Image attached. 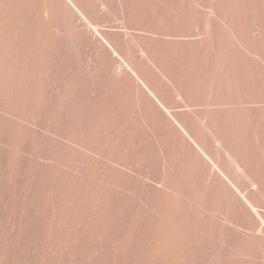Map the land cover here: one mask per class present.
<instances>
[{"label": "bare ground", "instance_id": "6f19581e", "mask_svg": "<svg viewBox=\"0 0 264 264\" xmlns=\"http://www.w3.org/2000/svg\"><path fill=\"white\" fill-rule=\"evenodd\" d=\"M1 135L11 167L27 143L84 165L56 183L50 264H264V0H0ZM130 171L155 222L108 220Z\"/></svg>", "mask_w": 264, "mask_h": 264}, {"label": "rangeland", "instance_id": "374dc122", "mask_svg": "<svg viewBox=\"0 0 264 264\" xmlns=\"http://www.w3.org/2000/svg\"><path fill=\"white\" fill-rule=\"evenodd\" d=\"M67 106L65 107L66 110ZM99 108V115H101ZM9 138L1 135L0 138V254L3 250L7 254L13 253L14 246L12 241L16 238L34 237L38 240L37 244L31 248H24V253L28 256L35 257L36 264H50L49 258L43 259V241L47 238L50 230L49 224L51 220H62L64 213V205L58 193H55L56 183L59 178L67 172L68 174L77 175L78 171H84V165H79L70 171H65L63 168L58 170L52 169V162L47 160V156L57 153V149L51 146V150L41 153L40 149L27 143L25 149L19 153V159L13 167L8 163L10 152L7 142ZM69 143H65V148L68 150ZM75 148L77 146L72 145ZM78 148V147H77ZM80 149V148H79ZM66 151V150H65ZM49 152V155L47 154ZM82 154V153H81ZM44 155H47L46 157ZM59 157L67 156L63 153ZM82 156V155H81ZM134 170H140L142 165L138 164ZM51 166V170L49 169ZM142 170V168H141ZM131 174V175H127ZM125 182H117L108 186L106 189L111 193L108 213V220L113 222H122L132 219L135 212L139 213L138 219L146 221H156L160 216V212L149 214L144 208V200L139 197L144 195V191L135 182V177L132 171L127 172ZM98 191L103 189L101 182L97 180L91 186ZM55 193V194H54ZM50 199L54 201L50 203ZM72 216L77 218V210L79 209L80 201L73 197L72 199ZM91 203L101 202V197L90 199ZM154 203L158 202L154 200ZM154 204V205H155ZM161 211V210H160ZM243 230H240L242 232ZM62 230L55 228L54 235L61 234ZM142 234V233H141ZM198 236L200 242L191 247L192 251L206 252L209 250L204 242L201 234ZM173 237V235H169ZM173 241V239L171 238ZM63 250L60 246L54 247V253L62 254Z\"/></svg>", "mask_w": 264, "mask_h": 264}]
</instances>
